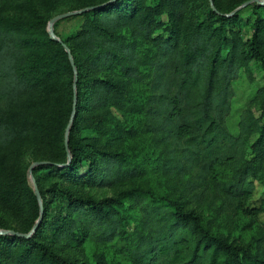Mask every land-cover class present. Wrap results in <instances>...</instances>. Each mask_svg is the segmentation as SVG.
I'll use <instances>...</instances> for the list:
<instances>
[{"label": "trees", "instance_id": "obj_1", "mask_svg": "<svg viewBox=\"0 0 264 264\" xmlns=\"http://www.w3.org/2000/svg\"><path fill=\"white\" fill-rule=\"evenodd\" d=\"M212 3L82 0L71 4L69 9L90 7L73 16L80 18L75 31L61 34L58 23L53 24L76 67L73 123L88 119L97 132L117 126L130 132L131 112L133 131L148 133L155 145H164L157 170L187 176L184 186L197 201L211 192L223 205L256 213L254 209L263 206L249 207L247 200L255 180L264 190V85L257 89L258 115L244 107L235 132L229 130L226 117L235 92L232 81L241 68L251 59L264 67V3L245 5L252 7L254 16L252 35L246 40L235 28L242 7L228 14L236 7L232 0ZM51 16L37 7L21 17L0 16V148L34 133L60 142L64 158L39 159L47 162L32 171L47 169L65 181L98 186L143 175L144 162L76 137L73 126L67 156L64 133L72 110L74 70L62 42L48 33ZM130 21L139 35L130 36ZM130 79L136 87L132 92ZM30 95L39 101L38 112L31 119L25 113L16 119V104ZM34 178L43 210L36 228L29 236L0 233V246L19 244L24 264L32 248L37 250L32 261L38 264H79L40 238L55 194L64 198L62 214H52L58 228L68 221L70 233L87 234L99 242L119 239L118 249L138 264H264L262 254L210 231L195 208L184 207L168 194L133 186L95 198L75 194L56 181L43 187L41 176ZM22 179L26 180L24 175ZM19 185L13 176L0 179L5 201H32L38 210L32 188L26 181ZM132 207L136 214L129 211Z\"/></svg>", "mask_w": 264, "mask_h": 264}, {"label": "rangeland", "instance_id": "obj_2", "mask_svg": "<svg viewBox=\"0 0 264 264\" xmlns=\"http://www.w3.org/2000/svg\"><path fill=\"white\" fill-rule=\"evenodd\" d=\"M243 1L245 0H232L236 3L235 6ZM81 2L82 0H0V16L5 14H13L18 17L25 16L31 12L33 7L39 8L43 13L50 12L55 15L68 10L71 4ZM77 8L79 7L74 9ZM239 14L240 19L235 28L239 31L240 37L246 40L251 37L253 31L252 7H242L239 9ZM73 16L62 17L55 21L58 23L57 30L61 34L75 31L80 18ZM161 17L166 19L165 14H162ZM133 28L136 30L135 24L130 21V36L139 35ZM232 85L235 92L231 99V109L226 117V124L230 131L235 132L239 114L244 107H250L255 115L260 112V97L257 95V89L264 85V67L258 60L251 59L246 68H241L237 78L232 81ZM135 88L130 79V92ZM38 110V99L30 95L16 104L13 115L20 120L22 114L25 113V118L31 119ZM111 112L114 115H119L115 109H112ZM86 120L88 119H80L75 125L72 121L71 126H73L76 137L89 138L105 148L128 153L135 160L144 162L143 164L146 165L145 173L116 184L98 186L87 185L81 180L65 181L47 169L32 171L33 176H41L39 182L41 186L46 187L50 182L56 181L59 186L68 187L75 194L91 195L95 198L112 196L121 189L133 186L150 188L156 193H165L170 197L177 198L184 207L195 208L210 231L224 236L228 241L244 246L252 253L258 252L264 256V190L259 181L255 180V188L247 200L249 207L259 208L263 206L261 209H254L256 213L223 205L220 203V197H213L211 192L197 201L193 198V193L184 186L183 182L187 176L179 177L173 174H165L155 168V164L162 157V153L159 154V151L163 149L164 145H155L148 133H135L133 131L135 128L134 116L131 112L130 132L119 126L104 132H97ZM63 151L60 142H49L46 137L42 139L34 133L18 137L9 145L0 148V179L5 180L13 176V179L20 180V185L26 181L33 190L32 180L28 172L29 165L33 161L44 158L61 161L64 158ZM23 175L26 179L24 181ZM62 201L63 203H61ZM49 209L50 217L41 231L40 238L45 240L54 251L79 262V264H138L118 249L119 239L111 242H99L87 234L76 235L75 231L70 233V222L68 221L64 223L63 229L58 228V220L52 214L59 212L62 214L61 211L64 210V198L61 195L55 194ZM130 210L133 214L137 213L134 207ZM38 212L39 209L36 210L32 201L10 203L5 201L0 192V229L12 227L28 232L38 218ZM130 226L131 224L127 225V228ZM21 255L22 251L19 244L9 242L0 246V264H24L23 261H20ZM36 258L37 250L32 248L25 264H38L37 261H32ZM43 264H47L46 261H43Z\"/></svg>", "mask_w": 264, "mask_h": 264}, {"label": "water", "instance_id": "obj_3", "mask_svg": "<svg viewBox=\"0 0 264 264\" xmlns=\"http://www.w3.org/2000/svg\"><path fill=\"white\" fill-rule=\"evenodd\" d=\"M257 2V3H263L264 0H245L243 1L241 4L237 5L232 11H230L228 14L230 13H233L235 10L245 6L246 4L250 3V2ZM211 5L213 6V3H212V0H211ZM90 7H82V8H77V9H70V10H66V11H62V12H59L53 16H51L47 22V30H48V33L50 35L51 38H54L56 40H60L64 46V48L67 50L68 52V56H69V59H70V63L72 64L73 66V70H74V80H73V87L75 89L76 87V80H77V76H76V67H75V64H74V60H73V57L71 55V52L67 46V44L62 41L60 39V37L58 35H56V33L54 32V27H53V24L54 22L59 19V18H62V17H67V16H71V15H75V14H79L81 13L82 11L88 9ZM76 93H75V90H74V95H73V103H72V110H71V113H70V117H69V120H68V123L65 127V133H64V145H65V149L66 151L68 152V157L70 158V154H69V149H68V132H69V129H70V126H71V123L73 121V118L75 116V112H76ZM47 160H36V161H33L29 167H28V172L30 174V178L32 180V184H33V191L36 195V198L38 200V203H39V216L38 218L35 220L32 228L28 231V232H20V231H16V230H13V229H0V233H10V234H17V235H20V236H29L33 231L34 229L36 228L38 222L40 221L41 217H42V201H41V195H40V191L38 189V186H37V183L35 181V178L34 176L32 175V169L35 165L37 164H42V163H46Z\"/></svg>", "mask_w": 264, "mask_h": 264}]
</instances>
